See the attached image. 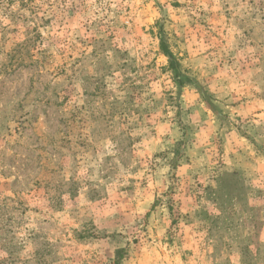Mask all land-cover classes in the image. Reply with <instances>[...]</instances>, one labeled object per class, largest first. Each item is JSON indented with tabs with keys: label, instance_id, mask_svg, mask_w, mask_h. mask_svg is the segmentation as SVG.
<instances>
[{
	"label": "rangeland",
	"instance_id": "1",
	"mask_svg": "<svg viewBox=\"0 0 264 264\" xmlns=\"http://www.w3.org/2000/svg\"><path fill=\"white\" fill-rule=\"evenodd\" d=\"M0 264H264V0H0Z\"/></svg>",
	"mask_w": 264,
	"mask_h": 264
},
{
	"label": "trees",
	"instance_id": "2",
	"mask_svg": "<svg viewBox=\"0 0 264 264\" xmlns=\"http://www.w3.org/2000/svg\"><path fill=\"white\" fill-rule=\"evenodd\" d=\"M159 39H160L161 51L168 58L169 67L174 71L175 76H178L180 72H179V66L176 63L175 58L173 57L172 53L169 51L167 45L162 40V37H160ZM178 82L179 84L182 83L180 80ZM120 253H121V250H118L116 252V257H118Z\"/></svg>",
	"mask_w": 264,
	"mask_h": 264
}]
</instances>
